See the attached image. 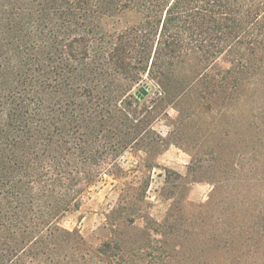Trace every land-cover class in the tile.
<instances>
[{
	"label": "trees",
	"instance_id": "obj_1",
	"mask_svg": "<svg viewBox=\"0 0 264 264\" xmlns=\"http://www.w3.org/2000/svg\"><path fill=\"white\" fill-rule=\"evenodd\" d=\"M124 12L137 16L132 26L103 28ZM223 55L229 68L207 76ZM177 68H187L198 100L260 104L239 152L263 185L264 0H0V264H172L170 252L128 247L110 228L95 248L60 221L140 137L117 117L119 99L147 95L127 94L128 83L148 70L165 93L163 74ZM145 189L128 188L123 224L146 220L134 215ZM220 189L185 223L205 248L175 251V264H264V192L247 187L238 205L217 212Z\"/></svg>",
	"mask_w": 264,
	"mask_h": 264
},
{
	"label": "rangeland",
	"instance_id": "obj_2",
	"mask_svg": "<svg viewBox=\"0 0 264 264\" xmlns=\"http://www.w3.org/2000/svg\"><path fill=\"white\" fill-rule=\"evenodd\" d=\"M136 21L135 14L124 12L105 18L102 24L106 31L114 32ZM227 59L225 55L218 58L206 75L222 74L230 66ZM150 63L151 59L148 67ZM163 75L168 80L165 93L148 70L128 83L127 94L142 89L147 95L138 102L130 100V104L121 103L119 99L117 106L122 113L117 117L123 119L128 128L136 127L140 137L110 161L109 171L91 188L78 210L61 219L60 226L77 231L95 248L109 238L110 228L114 236H123L128 247H154L170 252L171 263L175 264V251L186 256L191 248H205L199 247L190 236L193 230L185 223L197 214L198 206L209 203L214 187H221L213 199L217 202V212L222 206L238 205L247 187L252 193L264 192V184L256 182L259 175L255 164L246 157L242 161L239 152L251 121L255 127L261 117H257L255 111L260 104L252 102L250 96L246 105L235 100L225 104L198 100L199 89L189 88L185 83L191 80L187 68H177L174 75ZM84 107H87L86 102ZM242 117L246 119L243 121ZM251 147L257 151V158V144ZM141 184L146 186L144 204L136 202L134 215L145 216L146 220L136 217L132 223L123 224L132 213L122 199L127 196L133 201L132 191L127 190ZM255 195L254 202H257ZM168 214L176 217L173 222L169 220V226L174 225L170 229L168 225L162 226ZM108 217L113 219L112 227L107 225ZM168 233L165 238L158 235Z\"/></svg>",
	"mask_w": 264,
	"mask_h": 264
}]
</instances>
